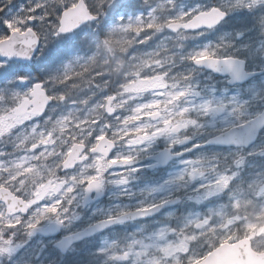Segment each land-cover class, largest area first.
I'll return each mask as SVG.
<instances>
[{"label":"snow or ice","instance_id":"1","mask_svg":"<svg viewBox=\"0 0 264 264\" xmlns=\"http://www.w3.org/2000/svg\"><path fill=\"white\" fill-rule=\"evenodd\" d=\"M0 264H264V0H0Z\"/></svg>","mask_w":264,"mask_h":264},{"label":"flooded vegetation","instance_id":"2","mask_svg":"<svg viewBox=\"0 0 264 264\" xmlns=\"http://www.w3.org/2000/svg\"><path fill=\"white\" fill-rule=\"evenodd\" d=\"M159 174H163V172H160ZM132 229H129V231H131Z\"/></svg>","mask_w":264,"mask_h":264}]
</instances>
